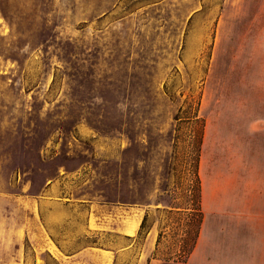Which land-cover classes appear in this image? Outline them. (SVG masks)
Segmentation results:
<instances>
[{"label":"rangeland","instance_id":"374dc122","mask_svg":"<svg viewBox=\"0 0 264 264\" xmlns=\"http://www.w3.org/2000/svg\"><path fill=\"white\" fill-rule=\"evenodd\" d=\"M263 170L264 0H0V264H264Z\"/></svg>","mask_w":264,"mask_h":264},{"label":"trees","instance_id":"16d2710c","mask_svg":"<svg viewBox=\"0 0 264 264\" xmlns=\"http://www.w3.org/2000/svg\"><path fill=\"white\" fill-rule=\"evenodd\" d=\"M197 137L198 139H196V144L193 145V149L191 150L192 155L190 158L192 159V163H193L192 166H193V173H194V185H193V188L191 189V191L193 192L191 193H193L192 196L195 198L194 201H195L196 207L193 209L195 211L192 212L193 215H191L189 226L192 227L191 232L192 234H194V241H193L191 249L187 250V253H190L194 246L196 237L198 236V233H199L200 225L202 222V217H203V213H202L201 206H200L201 205V185H200V179L198 176L202 133L201 132L198 133ZM194 216H196V218H194Z\"/></svg>","mask_w":264,"mask_h":264},{"label":"crops","instance_id":"0c3cea01","mask_svg":"<svg viewBox=\"0 0 264 264\" xmlns=\"http://www.w3.org/2000/svg\"><path fill=\"white\" fill-rule=\"evenodd\" d=\"M201 177H202V174H201ZM204 180L205 179L203 178V182ZM247 182H248L247 184L248 189L250 190L256 189L259 195L263 197V206L261 207V210L258 213L264 220V170L262 171L260 181L256 180L255 182H253L252 180H249ZM203 194H204V185H203ZM238 244L240 247V251L238 254L237 261H238V264H243V237L242 236L240 237ZM254 245L258 248V252H260L261 254L264 253V232L263 234H260V235L256 234V240L254 241ZM195 249H196V246L192 252L193 254H194ZM56 264H67V263L59 261Z\"/></svg>","mask_w":264,"mask_h":264}]
</instances>
